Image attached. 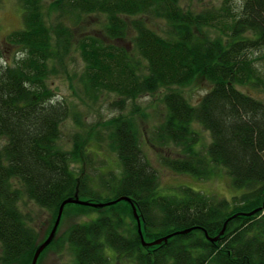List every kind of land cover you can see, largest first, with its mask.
Segmentation results:
<instances>
[{
	"label": "trees",
	"instance_id": "1",
	"mask_svg": "<svg viewBox=\"0 0 264 264\" xmlns=\"http://www.w3.org/2000/svg\"><path fill=\"white\" fill-rule=\"evenodd\" d=\"M179 2L60 0V14L49 24L43 0H19L23 27L9 37L16 55L6 61L0 52V264H30L38 246L19 207L23 197L49 212L54 223L61 202L75 195L98 204L130 198L147 243L191 231L143 247L128 203L69 204L63 213L74 207L81 216H98L71 225L55 240L59 222L40 256L60 238L72 251L71 264H264V209L228 221L215 243L205 236L214 238L228 218L264 201V103L238 89L251 84L264 91V73L248 54L264 47V0H243L236 12L233 0H222L218 9L201 13L185 12ZM94 14L104 17L103 37L83 35L75 51L83 64L81 95L91 103L114 97L118 114L102 122L103 130L86 126L48 82L65 72L73 42L64 17ZM155 20L163 22L162 33L148 26ZM129 30L132 49L118 44ZM197 79L210 89L193 105L181 90ZM162 91L165 116L154 142L182 149V157L163 159L164 166L198 180L208 178L212 165L224 169L238 192L229 200L184 186L176 196L158 193L135 116L145 117L139 98ZM67 120L75 127L69 148L61 141ZM195 124L210 135L203 155L195 149Z\"/></svg>",
	"mask_w": 264,
	"mask_h": 264
},
{
	"label": "rangeland",
	"instance_id": "2",
	"mask_svg": "<svg viewBox=\"0 0 264 264\" xmlns=\"http://www.w3.org/2000/svg\"><path fill=\"white\" fill-rule=\"evenodd\" d=\"M60 0H43L46 20L49 24L54 23L55 19L60 14L57 11V6ZM222 0H180L179 5L185 12L201 13L218 9ZM243 0H233L232 9L236 12L239 10ZM69 15L64 17V23L67 24L73 31V42L69 51L68 57L65 59L66 70L59 72L48 81L50 87L54 91L58 99H64L70 104L75 112L79 114L85 121L86 126H91L93 130H103L102 122L110 119L118 114V111L112 109L111 102L113 96H103L98 101L91 103L87 101L80 93L78 76L82 71L83 64L75 51V43L83 35H94L103 37L104 17L102 15H81L76 20H71ZM148 22V21H147ZM148 26L154 31L162 33L164 29L163 22L155 20L149 21ZM22 22V7L19 0H0V52L5 54L7 58L2 60L11 61L16 55V48L9 44V37L14 32L21 30ZM133 32L128 31L125 39L118 42L119 45L132 49ZM7 42L9 45H5ZM7 52V53H6ZM252 57L256 58L255 68L261 76L264 73V47H261L252 52H248ZM260 58V59H258ZM210 89V85L204 79H197L191 86L181 90V94L193 105ZM238 89L251 97L264 103V91L261 86L247 84L246 86L238 87ZM165 94L164 91L152 96H143L136 101V104L141 108V112L145 117L136 115V121L142 131V150L151 168L157 175V189L160 195H178L179 187H188L194 191L201 192L207 196L220 199H230L238 193L231 187V181L226 171L220 167L211 166L210 174L206 179H196L195 177L174 173L163 164V159H175L182 157V149L175 146L171 142L158 144L154 142L155 130L160 125L165 116V109L161 103V98ZM128 104V103H127ZM130 107V104L128 105ZM195 133L198 135V142L195 145L196 151L204 154L211 139L200 125L193 126ZM75 132V127L72 120H67L61 126V141L64 146L69 148L71 145V137ZM104 157L106 154H103ZM112 158V156L110 157ZM99 163H95L97 167ZM91 172V171H90ZM19 188V186H17ZM19 207L30 220L29 224L34 229L37 235L38 245L49 235L53 227V218L49 212L37 207L34 203L22 198L19 201ZM74 207L65 210L62 214L60 225L57 231L55 240L60 237L71 225L75 223H86L90 218L94 219L98 216L93 213L87 217L81 216ZM46 237V238H45ZM61 238V237H60ZM59 238V240H60ZM54 240V241H55ZM52 245L38 259L37 264H71L73 255L71 249L61 244V241ZM108 257L112 258L113 253L109 249L106 250ZM31 263V262H30ZM124 264L122 261H112V264Z\"/></svg>",
	"mask_w": 264,
	"mask_h": 264
},
{
	"label": "water",
	"instance_id": "3",
	"mask_svg": "<svg viewBox=\"0 0 264 264\" xmlns=\"http://www.w3.org/2000/svg\"><path fill=\"white\" fill-rule=\"evenodd\" d=\"M119 202H126V203H128L130 205V207L132 209L133 217L136 220L137 233H138V235L140 237V241H141V244H142L143 247H154V246H158V245H160L162 243H166L173 236H176V235H185V234H187V233H189L191 231V229L177 231V232H174L172 234H169L167 236H164L162 238H159L157 240H154L152 242L147 243V242L144 241L143 236H142V233H141V220H140V217L137 214L136 206L131 202L130 198L121 197V198H118V199L113 200L111 202L98 204V203H93V202H90V201H82V200H80L77 197V195H75L74 197L67 198V199H65V200H63L61 202V204H60V206L58 208L57 216H56L55 222L53 224V227H52L49 235L47 236V238L36 247V249L34 251V254L32 256V259H31V263L30 264H37V261H38V258L40 256V254L43 252V250L53 240V238L55 236V233L57 231V228H58V225H59V222H60L62 213H63V209H64V207L66 205L72 204V205H78V206H88V207H91V208H102V207H105V206H112V205H114L116 203H119ZM262 209H264V201H263L261 207L256 208L255 210H253L251 212H248V213H239V214H235V215L231 216L230 218H228L226 220V222L223 225L222 230L219 232V234L217 236H215L214 238H210L205 233L206 239L209 242H211V243H215L218 240V238L224 233V230H225V227H226V224H227L228 221H230L231 219H234L236 217H242V216L248 217V216H252V215L260 212Z\"/></svg>",
	"mask_w": 264,
	"mask_h": 264
},
{
	"label": "flooded vegetation",
	"instance_id": "4",
	"mask_svg": "<svg viewBox=\"0 0 264 264\" xmlns=\"http://www.w3.org/2000/svg\"><path fill=\"white\" fill-rule=\"evenodd\" d=\"M5 45H7V46H8L9 44H8L7 42H5ZM10 45H11V44H10ZM11 46H12V45H11ZM6 53H7V52H6ZM1 58H7V57H6V55H5V54H2V53H1Z\"/></svg>",
	"mask_w": 264,
	"mask_h": 264
}]
</instances>
